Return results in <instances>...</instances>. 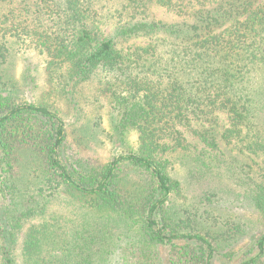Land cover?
I'll list each match as a JSON object with an SVG mask.
<instances>
[{
	"label": "trees",
	"instance_id": "obj_1",
	"mask_svg": "<svg viewBox=\"0 0 264 264\" xmlns=\"http://www.w3.org/2000/svg\"><path fill=\"white\" fill-rule=\"evenodd\" d=\"M96 1L0 13V264H264V172L250 175L264 170V0H117L108 35ZM20 52L43 57L57 95L92 85L106 113L68 128L28 102ZM234 150L252 162L242 191L214 183L236 177ZM63 198L72 226L50 214Z\"/></svg>",
	"mask_w": 264,
	"mask_h": 264
},
{
	"label": "rangeland",
	"instance_id": "obj_2",
	"mask_svg": "<svg viewBox=\"0 0 264 264\" xmlns=\"http://www.w3.org/2000/svg\"><path fill=\"white\" fill-rule=\"evenodd\" d=\"M36 1L37 0H16L15 4L13 5H0V13H4L7 11H13L15 8L21 7L26 9V12L34 13L36 11ZM121 1V0H120ZM124 3V1H122ZM96 5V6H95ZM94 7L101 8V14L105 18V22L108 24L104 27V31H106L107 35L111 33L114 28V23L116 20L114 19V15L117 14L119 10V6L117 4V0H97L94 4ZM112 11V13H107L108 10ZM120 11V10H119ZM153 17L156 19H161L166 22H173L176 21V17L173 16L171 13H168L165 9L160 8L158 6H154L151 8ZM116 12V13H115ZM17 13H20L18 11ZM115 13V14H114ZM25 14V13H24ZM124 21V20H123ZM103 28V27H102ZM146 41L139 40L136 41L137 44L143 45ZM135 42H129L126 45L130 46L133 45ZM20 46H17L16 49H19ZM24 50V49H23ZM18 56L15 58V62L11 65L10 70L12 72V76H14L19 82H23V76L25 74V70L31 68L33 70L34 75L37 78L35 83H31L29 85H24V96L28 102L36 103L38 100L43 99L47 101L50 105L55 106V109L58 110L59 115L63 118L64 122L67 124L68 128L71 126L75 128L77 123H90V121L94 120L97 111L100 113L105 114L106 111L101 109L100 104H92L93 101V86L92 85H85L78 89L73 97L71 96H62L61 93L58 95L53 92L52 85L49 82L48 75L45 72L42 66L43 57H39L37 53L28 52V54H24L20 52ZM29 75V73H28ZM32 80V78H31ZM254 86L255 88H262L264 87V73H256L254 76ZM57 86H55L56 88ZM58 88V87H57ZM73 98V99H72ZM105 117V116H104ZM106 119V117H105ZM79 121V122H77ZM219 129L223 130L225 127H228V121L225 115L220 116L219 121ZM79 127V125H76ZM108 124L106 123V127ZM71 127V128H72ZM135 136H131V142H135ZM230 149V148H229ZM228 151V150H227ZM121 152V143H118V140L114 142L113 153L118 154ZM112 153V154H113ZM229 155L232 157H239L238 162H236V177L233 178L232 175L228 176L226 173V166L222 169L221 173L225 175V177L220 180V182L214 181L215 185H220L223 183L225 187H230L236 191H242L243 185H248L250 183L249 177L247 173H250L249 166L252 165L250 160L243 159L242 156L238 155V151L234 150L233 152H229ZM246 164L245 168L242 165ZM175 170L173 175L175 178L180 180L183 183V189H188L189 187V172L188 168L185 165H182L181 162L177 161L176 165L174 166ZM258 168V167H255ZM260 172H251V176L254 178H260L261 173L264 170L258 168ZM226 196V195H225ZM228 198V196H226ZM244 204L245 201H243ZM243 205L242 202L237 204V206ZM244 214L247 211H241ZM54 216L60 217V220L68 225H73V220L79 218V215L75 214V211L72 210L70 206H67L66 199H59L54 206L52 207L50 214ZM166 254V251H163ZM165 256V255H164ZM215 264H224V261H217Z\"/></svg>",
	"mask_w": 264,
	"mask_h": 264
}]
</instances>
